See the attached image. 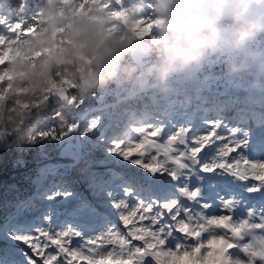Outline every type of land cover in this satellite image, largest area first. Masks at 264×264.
<instances>
[{
  "label": "trees",
  "instance_id": "obj_1",
  "mask_svg": "<svg viewBox=\"0 0 264 264\" xmlns=\"http://www.w3.org/2000/svg\"><path fill=\"white\" fill-rule=\"evenodd\" d=\"M64 1L54 2L62 7L52 14L50 4L39 9L37 3L32 5L34 1L28 7L16 0L0 2V259L6 258L5 253L14 254L18 247L8 238L9 229L35 226L53 208L61 220H79V198L99 194L90 190L93 174L101 180L111 173L141 183L151 178L146 169L126 165L118 157L106 154L111 141L125 142L129 133L124 124L173 126L182 120L180 113L187 108L195 112L204 109L215 115L229 108L231 118L245 120L248 108L253 107L257 113H249L259 125L264 117L260 113H264V93L250 87L254 79L260 78L259 73L255 68L243 74L230 70L225 54L209 56L193 73L186 71L181 79L168 81L167 94L149 87L141 90L143 74L155 63L154 54L142 57L140 66L129 56L124 57L113 65V79L106 85L94 86L95 74L89 88L80 87L79 80L87 70L96 72L98 62L115 59L123 48L139 40L148 44L155 41L154 2L68 0L65 6ZM98 5L124 8V22L123 16H116L115 20L116 41L112 42L102 27L95 26L97 21H82L83 11L96 15ZM17 24H23V28ZM87 25L91 27L85 37L83 29ZM145 25L151 27L146 30ZM70 35L74 37L71 40ZM45 38L51 44L39 46L37 41ZM252 46L264 50V38ZM59 87L64 88L67 100L52 103L50 94ZM87 122L100 125L87 138L65 137L62 141L52 137L53 125L59 136L69 126H84ZM41 132L47 134L42 137ZM67 141L77 142L78 155L74 158L59 155L60 147ZM47 162L53 164L54 170L38 186L34 178ZM54 181L76 195L50 205L41 193ZM14 214L15 218L8 221Z\"/></svg>",
  "mask_w": 264,
  "mask_h": 264
},
{
  "label": "snow or ice",
  "instance_id": "obj_2",
  "mask_svg": "<svg viewBox=\"0 0 264 264\" xmlns=\"http://www.w3.org/2000/svg\"><path fill=\"white\" fill-rule=\"evenodd\" d=\"M150 27L145 25L146 30ZM205 124L203 131L153 125L137 129L134 142L111 141L108 156L146 169L151 178L141 183L111 173L101 180L93 174L90 190L99 194L79 198V220H61L53 208L35 226L9 229L8 238L18 247L14 254H3L0 264H149L146 257L155 264H264V237L255 234L264 231V139L257 147L250 129L223 120ZM260 125L264 129V117ZM99 126L75 123L57 136L53 125L51 134L62 141L87 138ZM72 133L75 137L69 136ZM161 136L166 139H157ZM237 189L261 197L259 209L244 208V219L234 218L242 203ZM75 195L54 181L41 198L54 206ZM253 218L259 222H251ZM204 233L206 240L201 239ZM74 238L82 243L73 247ZM246 238L250 242L242 243ZM170 239L176 240L174 250L167 247ZM184 240L196 243L189 246ZM105 244H118L120 252L105 253Z\"/></svg>",
  "mask_w": 264,
  "mask_h": 264
},
{
  "label": "clouds",
  "instance_id": "obj_3",
  "mask_svg": "<svg viewBox=\"0 0 264 264\" xmlns=\"http://www.w3.org/2000/svg\"><path fill=\"white\" fill-rule=\"evenodd\" d=\"M153 10L156 39L143 51L154 54L156 59L143 74L141 90L149 87L167 94L171 78L222 53L229 58L230 70L243 74L255 68L260 78L254 79L250 87L264 93V50L252 46L264 38V0H154ZM37 44L48 46L51 40L39 39ZM133 51L129 45L115 59L98 62L92 84L104 86L110 82L113 65Z\"/></svg>",
  "mask_w": 264,
  "mask_h": 264
},
{
  "label": "rangeland",
  "instance_id": "obj_4",
  "mask_svg": "<svg viewBox=\"0 0 264 264\" xmlns=\"http://www.w3.org/2000/svg\"><path fill=\"white\" fill-rule=\"evenodd\" d=\"M96 8H98V10H99V13L96 15L92 12H87V10L83 11L82 14L84 15V18H83L84 20L82 19V21H85V20L86 21H88V20L97 21L95 23V26L99 25V27H102L104 29L105 34L111 35L112 42L116 41L118 38V33H117V29H116L117 23L115 20H116V16L119 19L121 18V16H123V20H121V21L124 22V19H125L124 8L123 7L114 8L113 6L103 8V7H100V5H98ZM101 8H103V9H101ZM90 27L91 26L87 25L86 29H88V31H86V29H83L85 37H86L85 32H89ZM145 42L147 43V41H145ZM147 45H148V43H147ZM221 54L222 53H217V54H215V56L217 55L218 57H220ZM142 57H145V56H142ZM141 61H142V58H141ZM95 74H96L95 70H87V72L84 74V77L79 80L78 85L84 89L89 88V86L91 84L90 78H93L95 76ZM177 79H181V75L177 76V77H173L169 81L177 80ZM65 96H66V98L64 99V101L67 100V95H65ZM180 115H181L182 120L176 121V123H174L173 126H165L166 129H172L173 131H175L180 126H189L194 131H196V130L203 131L204 129L207 128V124H205L206 120H223L225 123H231L232 126H239V127L250 129L251 130L250 140L256 141V139H255L256 135H260L264 139V129L261 128V125L256 124V123H248V119L245 120L244 124H241L240 120L230 118L228 116L229 115L228 112H224L221 116H218V115L211 114V113L205 111L204 109H200L199 112H195V111H189L187 108V110L181 112ZM184 120H185V122H183ZM149 125L150 126H148V125L147 126H145V125L144 126H138V125L124 124V128L129 133V135L127 136L126 140H124L125 142H123V143L128 144L130 142H134L133 139L138 134L137 129L153 126V124H149ZM221 131H223V129H221ZM133 134H135V136ZM157 139L163 141L164 139H166V137L161 136L160 138H157ZM260 141H257V142L260 143ZM59 155L61 157H66V158L76 157L78 155L77 142L76 141L65 142L59 149ZM231 155H234V154H231ZM53 170H54L53 164H51L49 162H47L46 164H43L39 170V174L34 178V181L36 182V184L39 186V184H41L43 179L46 177V174L52 172ZM196 183H199V182L197 181ZM249 183H255V181H249ZM211 187L212 186L209 185L207 188L204 189L205 194H207L210 191ZM237 192H238V199L241 200L242 203L240 204V210H238L235 213V216H234L235 219L247 218L246 211H244L245 207H248V208L255 207L257 209H259L261 207V203L257 202V199H258L257 194L260 195L259 193H246L242 189H237ZM186 203L191 205V202H186ZM195 210L198 211L199 209L197 208ZM13 218H15V214L8 221L12 220ZM251 222L258 223L259 221L253 218ZM145 223H147V222H145ZM121 227H122V225H121ZM217 231H220V230H217ZM255 234L257 235V237H264V231H262V230H256ZM174 235L178 236V234H174ZM0 237L2 238L1 231H0ZM207 238H208V233H204L201 237L202 240H206ZM243 242H250V241H247V238H246V241H242V243ZM81 243H82V241H79L78 238H74L73 247H76ZM133 243L138 244L140 242H133ZM175 243H176V240L170 239L167 247H171L174 250L175 249ZM183 243L191 246V245L195 244L196 241L184 240ZM101 250L104 251L105 253H107L109 251H114L115 253H119L120 247L118 244H105ZM85 251H86V249H85ZM231 251L235 255L240 256L242 259H246L244 254L239 252L238 249H233ZM145 259H146V261L149 262V264H155V262L151 260V257H146ZM161 259L163 260V257ZM74 264H83V262L76 261V262H74ZM257 264H260V262L257 261Z\"/></svg>",
  "mask_w": 264,
  "mask_h": 264
},
{
  "label": "water",
  "instance_id": "obj_5",
  "mask_svg": "<svg viewBox=\"0 0 264 264\" xmlns=\"http://www.w3.org/2000/svg\"><path fill=\"white\" fill-rule=\"evenodd\" d=\"M4 1V0H0ZM19 2H21V4L24 7H27L28 3H32L33 0H18ZM142 1V0H140ZM153 1L154 0H150ZM68 3V0L64 1V5L66 6ZM145 45H147V43L144 40H139L137 41L135 44H133V54L130 57V59L132 60V62H134L137 66H140L142 64L141 58L142 56H146L147 54L144 53V47ZM190 73H193L194 69H190L188 70ZM65 91L62 87L56 88L55 90H53L50 94V99L52 103H60L63 102L64 99L66 98L65 96Z\"/></svg>",
  "mask_w": 264,
  "mask_h": 264
},
{
  "label": "flooded vegetation",
  "instance_id": "obj_6",
  "mask_svg": "<svg viewBox=\"0 0 264 264\" xmlns=\"http://www.w3.org/2000/svg\"><path fill=\"white\" fill-rule=\"evenodd\" d=\"M17 2H19L18 0H16ZM34 3L32 5H34L35 3H37V7L39 9H41V7H44L46 4H50L48 7L50 9V14L52 13H55V12H58L59 11V8L62 7L61 3L60 4H55L54 2L55 1H59V0H51L49 1V3H45L44 1H41V0H33ZM21 4V2H19ZM53 3V4H52ZM31 3H28L27 7L30 5ZM22 5V4H21ZM57 7V8H55Z\"/></svg>",
  "mask_w": 264,
  "mask_h": 264
},
{
  "label": "bare ground",
  "instance_id": "obj_7",
  "mask_svg": "<svg viewBox=\"0 0 264 264\" xmlns=\"http://www.w3.org/2000/svg\"><path fill=\"white\" fill-rule=\"evenodd\" d=\"M256 112L257 113V111L253 108V107H250V108H248V110H247V116H246V119H248V123H256V124H259V123H257V120H254V116H253V114H250L249 112ZM224 112H228L229 113V117L231 118V111L229 110V108H226V109H224ZM223 112V113H224ZM210 113V112H209ZM223 113H221L220 115H218V116H221ZM261 114H263L264 115V113L263 112H260ZM212 114V113H211ZM215 115V114H214ZM237 120H239V119H237ZM255 142H257V141H255ZM257 147H259V142H257ZM257 202H259V203H261V200H259V199H257ZM13 224H16V223H13Z\"/></svg>",
  "mask_w": 264,
  "mask_h": 264
}]
</instances>
